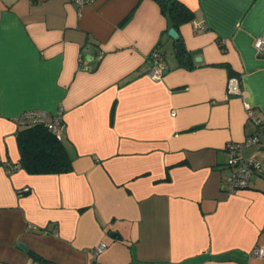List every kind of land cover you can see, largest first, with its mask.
Masks as SVG:
<instances>
[{
  "label": "crops",
  "instance_id": "1",
  "mask_svg": "<svg viewBox=\"0 0 264 264\" xmlns=\"http://www.w3.org/2000/svg\"><path fill=\"white\" fill-rule=\"evenodd\" d=\"M180 1L187 64L154 0H0V264H264V177L223 188L226 145L256 130L245 103L264 121V0ZM30 110L62 113L71 172L6 166Z\"/></svg>",
  "mask_w": 264,
  "mask_h": 264
},
{
  "label": "built area",
  "instance_id": "2",
  "mask_svg": "<svg viewBox=\"0 0 264 264\" xmlns=\"http://www.w3.org/2000/svg\"><path fill=\"white\" fill-rule=\"evenodd\" d=\"M80 8L88 3V0H73ZM196 28L204 30L206 28L203 24H196ZM255 49L260 57H264V36L258 37L255 40ZM101 58V57H100ZM152 65L146 73L152 80L160 81L164 77L168 67L165 55L156 49L150 57ZM241 82L236 76L230 77L228 80V96H241L242 95ZM245 109L250 122L256 127L255 132L239 143H228L226 145V152L229 157L228 166L231 168L232 173L223 185L226 193L234 194L240 190L249 187L254 177H264V159L258 160L252 157L245 156L246 149L256 147L260 153H264V121L259 117L255 109L248 103H245ZM19 127H31L35 125H43L51 130L58 139H63L66 133V124L63 119L62 113L50 115L43 110H30L24 112L18 119ZM6 166L12 170L18 169L19 166L12 163H7ZM29 188H25L20 192L22 195L29 192ZM106 244L99 245L95 252L100 253L106 249ZM251 256L257 259L264 260V246L255 247Z\"/></svg>",
  "mask_w": 264,
  "mask_h": 264
},
{
  "label": "trees",
  "instance_id": "3",
  "mask_svg": "<svg viewBox=\"0 0 264 264\" xmlns=\"http://www.w3.org/2000/svg\"><path fill=\"white\" fill-rule=\"evenodd\" d=\"M154 1L160 5L162 13L168 17L176 31L195 18L193 11L180 0ZM176 41H181L179 36ZM180 59L186 64L189 63V56L185 51L180 55ZM17 142L21 156L18 166L28 173L49 175L69 173L73 170V160L64 140L58 139L43 125L20 127ZM30 254L40 259L32 252Z\"/></svg>",
  "mask_w": 264,
  "mask_h": 264
},
{
  "label": "water",
  "instance_id": "4",
  "mask_svg": "<svg viewBox=\"0 0 264 264\" xmlns=\"http://www.w3.org/2000/svg\"><path fill=\"white\" fill-rule=\"evenodd\" d=\"M169 34H170V36L172 37V38H174V39H177L178 38V32L175 30V29H171L170 30V32H169ZM183 52V45H182V43L181 42H179L178 44H177V53H179V54H181ZM198 61H199V58L197 59ZM112 237L114 238V239H120L121 237H119L118 235H116V234H113L112 235ZM20 247L21 248H23L24 250H27V247H26V245H24V244H20Z\"/></svg>",
  "mask_w": 264,
  "mask_h": 264
}]
</instances>
